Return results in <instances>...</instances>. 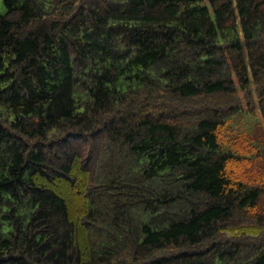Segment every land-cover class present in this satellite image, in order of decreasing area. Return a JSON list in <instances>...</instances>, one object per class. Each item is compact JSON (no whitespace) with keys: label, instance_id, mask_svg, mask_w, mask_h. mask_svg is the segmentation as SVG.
<instances>
[{"label":"trees","instance_id":"obj_1","mask_svg":"<svg viewBox=\"0 0 264 264\" xmlns=\"http://www.w3.org/2000/svg\"><path fill=\"white\" fill-rule=\"evenodd\" d=\"M0 264H264V0H1Z\"/></svg>","mask_w":264,"mask_h":264},{"label":"rangeland","instance_id":"obj_2","mask_svg":"<svg viewBox=\"0 0 264 264\" xmlns=\"http://www.w3.org/2000/svg\"><path fill=\"white\" fill-rule=\"evenodd\" d=\"M5 10L0 0V13H4ZM233 125L237 128H245L255 135H262L264 139V123L257 111L254 113L247 111L241 112L233 119Z\"/></svg>","mask_w":264,"mask_h":264}]
</instances>
